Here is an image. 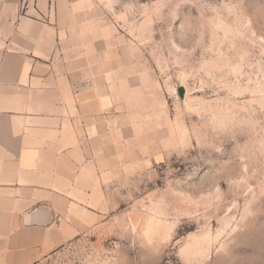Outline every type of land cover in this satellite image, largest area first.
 <instances>
[{"label":"rangeland","instance_id":"374dc122","mask_svg":"<svg viewBox=\"0 0 264 264\" xmlns=\"http://www.w3.org/2000/svg\"><path fill=\"white\" fill-rule=\"evenodd\" d=\"M110 82L102 221L37 264H264V0H65Z\"/></svg>","mask_w":264,"mask_h":264},{"label":"crops","instance_id":"0c3cea01","mask_svg":"<svg viewBox=\"0 0 264 264\" xmlns=\"http://www.w3.org/2000/svg\"><path fill=\"white\" fill-rule=\"evenodd\" d=\"M65 0H0V264H37L104 216L110 82L60 45Z\"/></svg>","mask_w":264,"mask_h":264}]
</instances>
